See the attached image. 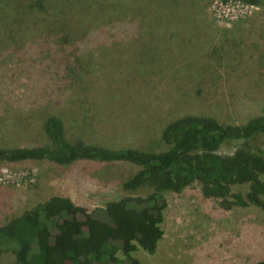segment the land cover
<instances>
[{"label":"rangeland","instance_id":"obj_1","mask_svg":"<svg viewBox=\"0 0 264 264\" xmlns=\"http://www.w3.org/2000/svg\"><path fill=\"white\" fill-rule=\"evenodd\" d=\"M46 1L51 7L45 11L33 9L29 1L0 4L4 147L48 144L43 122L50 113H80L88 120L86 136L93 142L141 148L170 121L187 114L239 125L264 109L263 5L222 0ZM75 20L82 23L83 39L64 45L57 26L69 27ZM81 56L92 71L84 90L72 84L65 70L66 61ZM242 142L230 141L219 153L233 154ZM255 144L264 148V137ZM138 169L129 162L0 160V225L54 195L69 197L88 210L145 195L149 188L132 192L123 187ZM248 189L249 184L232 186L233 193ZM165 198V234L155 253L137 245L130 256L119 249L117 262L95 264L264 260L260 207L225 209L220 200L203 196L199 182L181 192H166ZM15 261L12 250L1 255L3 264Z\"/></svg>","mask_w":264,"mask_h":264},{"label":"trees","instance_id":"obj_2","mask_svg":"<svg viewBox=\"0 0 264 264\" xmlns=\"http://www.w3.org/2000/svg\"><path fill=\"white\" fill-rule=\"evenodd\" d=\"M16 1H29L33 9L40 11L49 5L46 0H0V4ZM222 1L264 6V0ZM79 22L75 20L69 27L57 26L58 38L64 45L83 39ZM87 61L81 56L65 62L72 84L83 90L92 74ZM87 121L80 113H50L43 122L48 144L0 145V160L48 159L62 165L78 160L129 162L139 169L124 181V189L149 190L145 195L111 200L105 207L93 210L76 205L69 197L54 195L0 225V264L1 255L7 250L16 255L14 264L117 262L119 249L130 256L137 245L155 253L165 234V193L181 192L195 182L201 184L205 198L220 200L225 209L255 205L264 211V148L255 144V140L264 137V109L239 125L224 124L213 116L187 114L170 121L159 136L141 148L93 142L86 136ZM230 141L243 142L233 154L219 153ZM235 184H249V189L246 193H233ZM132 262L140 264L137 260ZM255 264H264V260Z\"/></svg>","mask_w":264,"mask_h":264},{"label":"built area","instance_id":"obj_3","mask_svg":"<svg viewBox=\"0 0 264 264\" xmlns=\"http://www.w3.org/2000/svg\"><path fill=\"white\" fill-rule=\"evenodd\" d=\"M224 2V1H223ZM229 2H231V1H229ZM229 2H225V3H229ZM237 2H240V1H237ZM240 3H243V2H240ZM243 4H245V3H243ZM250 5V4H249Z\"/></svg>","mask_w":264,"mask_h":264}]
</instances>
